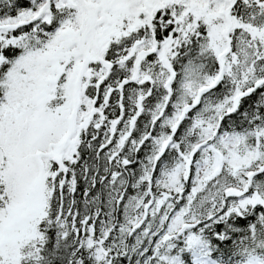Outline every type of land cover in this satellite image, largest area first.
I'll return each mask as SVG.
<instances>
[{"label":"snow or ice","instance_id":"6c2138e0","mask_svg":"<svg viewBox=\"0 0 264 264\" xmlns=\"http://www.w3.org/2000/svg\"><path fill=\"white\" fill-rule=\"evenodd\" d=\"M0 264H264V0H0Z\"/></svg>","mask_w":264,"mask_h":264}]
</instances>
